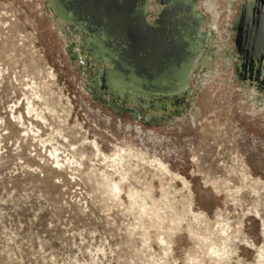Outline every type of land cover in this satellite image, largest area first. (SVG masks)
Returning a JSON list of instances; mask_svg holds the SVG:
<instances>
[{"label": "rangeland", "instance_id": "374dc122", "mask_svg": "<svg viewBox=\"0 0 264 264\" xmlns=\"http://www.w3.org/2000/svg\"><path fill=\"white\" fill-rule=\"evenodd\" d=\"M211 2L222 30L220 36L213 34L209 47L220 58L218 66L206 71L212 73L206 82L197 83L205 73L196 70L190 85L198 87L182 107L148 112L122 104L91 82L97 69L82 55L76 34L51 11L49 0H0V264H218L210 258L211 248L223 246L219 231L226 223L235 254L221 264H259L264 92L252 93L251 80L238 74L235 22L241 0ZM54 22L69 39L67 56ZM32 87L44 97L38 108L48 123H33L43 142L25 135L13 120L12 108H20L17 115L25 112ZM80 98L109 117L114 130L117 124L121 129L138 126L142 138L159 139L135 143L134 131L119 132L136 150L158 155L172 170L162 174L142 161L126 166L124 192L136 193L138 204L128 193L114 198L103 180L111 168L102 157L91 161L92 149L80 147L84 138L93 140L85 133ZM47 105L56 112L48 114ZM50 138L52 143H44ZM54 147L66 160L63 167L54 163Z\"/></svg>", "mask_w": 264, "mask_h": 264}, {"label": "water", "instance_id": "95a60500", "mask_svg": "<svg viewBox=\"0 0 264 264\" xmlns=\"http://www.w3.org/2000/svg\"><path fill=\"white\" fill-rule=\"evenodd\" d=\"M155 1L162 9L151 21L149 0H49L54 15L74 34L78 28L90 40L89 52L109 65L107 95L119 102L122 91L154 99L191 90L196 62L202 54L212 58L199 0ZM235 26L239 64L246 72L259 69L264 64V0L241 2Z\"/></svg>", "mask_w": 264, "mask_h": 264}, {"label": "bare ground", "instance_id": "6f19581e", "mask_svg": "<svg viewBox=\"0 0 264 264\" xmlns=\"http://www.w3.org/2000/svg\"><path fill=\"white\" fill-rule=\"evenodd\" d=\"M149 1L150 2L148 6V13H149V19L152 21L156 18L155 14L160 13L162 8L160 6H156L154 4V0H149ZM243 1H253V0H241V2ZM213 8L214 6L211 0H199L198 5H197V10L201 12L206 17V20H207L202 28V32L211 36V40L208 41L210 45H213L214 43L213 34L215 32H218V35L220 36L222 33L221 28L217 27L219 25V22H218L219 15L213 10ZM53 28L57 32V36L60 38V40L63 41V45H64L63 53L66 54L67 56L68 48H69V39L66 38V35L62 31V28L58 23L54 22ZM74 30L77 31L76 41H77V45L79 43V49L82 55L85 57V59L90 65H92L93 67L97 69V75L91 79V82L94 85H96L98 88H100L101 91H104L105 94L107 95L109 91L108 85H109L110 80L108 79V75L106 74V71L109 70V65L106 62L104 63L100 62L97 59V57L93 56L89 52L90 40L88 38H85L78 28L77 29L75 28ZM220 49H221L220 51H222V47H220ZM201 57L202 58H200V61L196 62L194 69L190 73L191 80H193V77L195 76L197 69H200L201 73H205V76L200 77L197 83L199 81L206 82L207 80H209V76L212 73L210 74V72H206V71L215 67V65L218 66L219 59H220L218 56L216 57L212 56V58H206L204 57V54H202ZM222 59L223 61L226 62L224 58ZM226 64L228 63L226 62ZM54 72H52L51 77L55 79L57 74H55ZM246 73H250V75ZM238 74L243 80H246V79L251 80L252 82L251 84L253 88L252 93L264 92V64H262L259 69L252 68L250 71L246 72L244 65L240 62ZM197 83H194V89L198 87V85H196ZM80 88L83 92L85 91L87 94L89 93L88 86L86 83H81ZM30 89L32 91V96H29V97L27 96L26 98V108L24 107L25 112L19 113L17 115L16 110L18 108L15 106L14 107L15 109L12 108L13 120L16 124H18V126L21 125L22 128H24L23 131L26 133L25 135H28L29 137L32 136L33 138L34 137L39 138V140L43 142L42 137L39 135V130L36 128V126L33 123L34 122L43 123L45 125L48 123V118H47L45 111L40 110L38 108V102H44V97L42 93L40 94V92L37 91V88L32 87ZM194 89L191 88L190 90V88H187V90H184L180 93L170 95V96L156 97L154 99H150L145 95H135L133 93L125 94L124 91H122L121 95L119 96V99L125 105L126 104H133L137 106L142 105L145 111H148V112H168L173 107H182L185 104L187 98L193 95L192 93L194 92ZM67 101H68V104H70V106H73V103L70 97L67 98ZM79 103H80L81 111L85 117L83 119L84 123L87 126L86 130L84 126H81V130H85L86 135H89L90 137L93 138L92 141L89 140L90 138H87V137L84 138L83 143L81 144L80 147L82 149H85L88 146L89 148L92 149L93 159L91 161H95V159H98V158L100 160V157H102L103 159L102 161L104 162L105 166L108 168H111L110 171L113 173L103 172L104 173L103 180L107 184V187L110 189L111 194L113 195L114 198L118 200H122L123 198L122 196L125 195V193L126 194L128 193V198L130 199V201H132L133 204H138L139 197L136 195V193H133L130 191L124 192L125 190L123 186L125 180L127 179L126 176L128 174L125 172L126 171L125 167L126 166L130 167L131 166L130 164L133 163L134 161H142L147 164L151 163V165L153 163L154 165L152 166L154 167V169L158 170L160 173L172 174V170L170 166H168L167 163L164 162L162 158H159L158 155L153 156L152 158L148 156V153L146 154L142 152L141 150L139 151L136 150L135 147H133L125 138H123L120 135L121 133H119L121 129V126L119 124L116 125V129L118 131L117 132L116 130H114L113 128L114 124H112L111 119L109 117L101 116L98 110L95 111L94 109H92L87 103L83 101L82 98H80ZM22 106H24V103L22 104ZM18 110H20V108ZM46 110L49 111L48 114L56 112L54 109H50L49 105H47ZM72 113L73 111L72 109H70L69 114H72ZM27 118L30 119L31 121L29 122L28 125L26 123ZM137 127L135 126L133 127L132 125H129L126 128L123 127L124 130L123 129L121 130H123L125 133L134 131L135 132L134 134L135 143H137V141L144 143V141L146 140H151V141H156V142L159 140L156 138H152L150 136L146 138H142L141 137L142 132ZM62 131L63 130H59L58 133H59V136L65 140L66 136H62ZM115 134L118 135V138L117 136H115ZM46 142L47 143L51 142V138L50 140H47L44 143ZM102 144L105 147V149L103 148V146H101ZM71 146L73 147L74 145H71ZM54 148H55L54 150L52 149L54 151L52 153V158H54V161H55L54 163H56L58 167H63L65 165L66 160H61L62 158L61 149H57L56 147ZM73 150L78 151L79 149L73 148ZM75 153L77 152H74L73 154ZM108 153H111V155H109ZM80 156H81L80 158H83V156H85V153L82 152L81 150H80ZM70 161H71V158L67 160L68 168L70 166ZM78 163L80 162L75 161V164H78ZM75 170H78V169L75 168ZM115 175L119 176L118 180L113 179ZM139 207L142 211H146L145 204H139ZM192 213H193L195 220L201 221L200 219L201 215L196 214L195 212H192ZM230 228L231 227L226 223V225L222 227L221 230L219 231V235L223 237L222 239L223 246L221 248L220 247L211 248L210 258L213 259L214 262H217L218 264L223 263L225 260L226 261L230 260L231 257L235 254L233 251H231V247H230V243L232 240L231 233H229ZM162 243L163 245L165 244L166 246L164 249L165 251H169L171 249L170 243H168L165 239L162 240ZM257 258H258L259 264H264V248H260L258 250Z\"/></svg>", "mask_w": 264, "mask_h": 264}, {"label": "flooded vegetation", "instance_id": "af4514ba", "mask_svg": "<svg viewBox=\"0 0 264 264\" xmlns=\"http://www.w3.org/2000/svg\"><path fill=\"white\" fill-rule=\"evenodd\" d=\"M226 62L228 63L229 61L227 60Z\"/></svg>", "mask_w": 264, "mask_h": 264}]
</instances>
